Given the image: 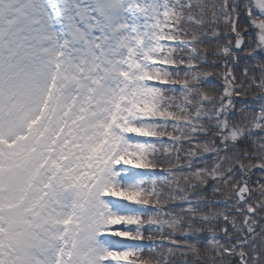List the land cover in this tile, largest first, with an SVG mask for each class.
Returning <instances> with one entry per match:
<instances>
[{
  "label": "snow or ice",
  "instance_id": "1",
  "mask_svg": "<svg viewBox=\"0 0 264 264\" xmlns=\"http://www.w3.org/2000/svg\"><path fill=\"white\" fill-rule=\"evenodd\" d=\"M213 43L222 94L201 70ZM254 169L264 0H0V264H264ZM157 247L167 256L143 255Z\"/></svg>",
  "mask_w": 264,
  "mask_h": 264
},
{
  "label": "trees",
  "instance_id": "2",
  "mask_svg": "<svg viewBox=\"0 0 264 264\" xmlns=\"http://www.w3.org/2000/svg\"><path fill=\"white\" fill-rule=\"evenodd\" d=\"M225 40H221L220 43H225ZM205 47L209 48V55L207 58V61L201 64V70L202 71H209L212 72L213 75L209 78L212 81V85L214 87L209 88V86L204 85L206 87V90H212L214 91L216 94H222L223 91V86H224V81H223V74L225 72V60L221 57L212 55V50L215 48V44H211V45H205ZM183 55H187L186 53H183ZM228 66L229 67H233L234 68V73L237 77L243 79V68H244V62H241L238 66H233L231 62H228ZM250 71L255 73V75L257 77H259V69L256 68L254 65L250 66ZM258 90L255 88V86H253L251 89H249L248 91V95L246 97H239L238 99L241 100H246V101H253V98L258 96ZM241 107V105H237V110ZM170 131V129H168ZM202 138V137H201ZM185 148L187 147V145L184 146ZM163 148H160L161 153L163 152ZM212 154H206L205 155V159H209L211 158ZM175 156V155H174ZM161 160H165L166 157L161 155L159 157ZM173 162H174V157H173ZM185 161L184 158L182 156L181 158V165H184ZM200 166H204V165H200ZM210 166V165H209ZM165 168H167V164L164 165ZM179 171V170H176ZM185 171H187V169L185 168ZM169 179H171V177H169ZM251 183H250V187L253 189H258L259 183L260 182H264V174H262L261 172H259V170L254 169L253 172L250 174L249 177ZM181 184H183V180H181ZM158 187L161 188L165 193H168L170 191V186L168 185V183L165 180H160L158 182ZM207 196L211 199L213 194L211 192L210 189H208L207 191ZM252 198L255 200H259L260 197V193L259 191H255L252 194ZM215 200L221 202L219 204V207L221 210H223V200L224 197L217 194L215 196ZM171 204H173L172 207H169ZM169 205H167V207L164 209L165 212L167 211H172L173 214H179L180 213V207H187V205H182L180 201H176L175 203H171ZM232 214H235V212L233 211ZM221 224V226H223V221L221 220L219 222ZM228 227L230 228L231 226L228 225ZM169 232V230L167 228L164 229V234L167 235ZM149 232H145V235H148ZM152 234V233H150ZM154 237H156V240H160L159 237L161 235L158 233H154L152 234ZM208 232L207 230H205L204 232L199 234V240H200V244L198 246L201 247V257L205 258L206 257V253L204 251V249L207 247V238H208ZM217 236L219 238H221L222 240L223 238V234L219 231H217ZM175 238L177 240H182L183 237L177 233ZM161 244V243H160ZM159 244V245H160ZM167 245V244H164ZM161 253L164 254V256H167V252H166V248H161V247H157L155 249V251L150 252L148 251V249H145L143 255L146 257H152L153 259H162L163 257L161 256ZM169 260L173 261V264H176V260L173 257H168ZM188 260V264H202V261H198L196 260V258L194 256H192L191 254L187 257Z\"/></svg>",
  "mask_w": 264,
  "mask_h": 264
},
{
  "label": "rangeland",
  "instance_id": "3",
  "mask_svg": "<svg viewBox=\"0 0 264 264\" xmlns=\"http://www.w3.org/2000/svg\"><path fill=\"white\" fill-rule=\"evenodd\" d=\"M183 67V66H182ZM182 75H183V73H182ZM177 87H179V86H177ZM169 95H171V93H169ZM176 98H177V102H181V98H180V96H179V93H176ZM171 129V128H170ZM171 131H172V129H171ZM174 134H176V135H178L179 133H174ZM167 141H168V138L166 137L165 138ZM162 147H169V148H171L172 147V144H171V142H167L164 146H162ZM173 155V157H174V155H175V153H173L172 154ZM163 175H164V173L162 172V174H161V179H163ZM164 180V179H163ZM146 228L148 227L147 225L145 226ZM153 233H158V234H160V232H157V231H155V230H153L152 231ZM153 242L152 241H147L146 240V243H144V245H150V244H152ZM155 244H158V242H156L155 241Z\"/></svg>",
  "mask_w": 264,
  "mask_h": 264
}]
</instances>
